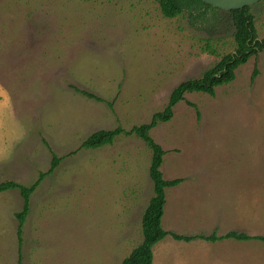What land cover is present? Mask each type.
I'll list each match as a JSON object with an SVG mask.
<instances>
[{
    "label": "rangeland",
    "instance_id": "obj_1",
    "mask_svg": "<svg viewBox=\"0 0 264 264\" xmlns=\"http://www.w3.org/2000/svg\"><path fill=\"white\" fill-rule=\"evenodd\" d=\"M250 12L262 41L264 0ZM232 34L221 14L165 19L158 0H0V183L28 187L60 159L20 235L22 199L0 193V264H122L143 241L152 152L134 134L81 145L149 124L176 87L233 51ZM171 111L149 132L162 179L181 180L164 191L162 229L264 237V46L214 96L184 94ZM153 264H264V244L167 236Z\"/></svg>",
    "mask_w": 264,
    "mask_h": 264
},
{
    "label": "trees",
    "instance_id": "obj_2",
    "mask_svg": "<svg viewBox=\"0 0 264 264\" xmlns=\"http://www.w3.org/2000/svg\"><path fill=\"white\" fill-rule=\"evenodd\" d=\"M161 15L165 19H174L187 13L192 23H197L206 19L208 15H223L232 24L234 49L231 53L221 56L220 60L209 70H207L200 79L188 80L176 87L170 98L167 107L163 112L155 114L150 123L134 127L125 132L118 127L112 131H99L89 136L81 145L80 149L95 150L112 145L115 138L121 134L131 136L135 135L141 139L151 150L152 158L149 167V179L153 187V197L149 201L142 216V236L143 241L140 246L135 248L131 254L124 259L122 264H153V248L165 237L170 236L175 241L189 242L199 239L208 243H217L222 240H232L236 242L259 241L264 244V237L249 236L244 233L229 232L222 237L212 234L209 237L203 235L195 237H182L166 233L161 227L163 208L165 205V190L179 185L181 180L166 181L162 179L160 167L164 152L150 137L149 132L159 123L168 122L172 118V109L187 93H202L214 96L215 89L230 84L235 78V72L239 67L245 65L250 58L263 50L264 40H258L254 25V18L250 12V7L235 11H220L214 9L200 0H158ZM211 54L215 55L214 52ZM83 93V92H82ZM87 97L94 98L92 95L83 93ZM98 100V99H97ZM59 158L52 155L49 170L41 174L38 180L32 185L26 187L13 182L0 183V193L7 191H17L22 199V209L16 214L19 222L18 234L23 225L25 217L29 211V202L31 195L35 192L40 182L45 176L51 175L59 164Z\"/></svg>",
    "mask_w": 264,
    "mask_h": 264
},
{
    "label": "water",
    "instance_id": "obj_3",
    "mask_svg": "<svg viewBox=\"0 0 264 264\" xmlns=\"http://www.w3.org/2000/svg\"><path fill=\"white\" fill-rule=\"evenodd\" d=\"M204 4L220 10V11H235L246 7H252L263 0H200Z\"/></svg>",
    "mask_w": 264,
    "mask_h": 264
}]
</instances>
